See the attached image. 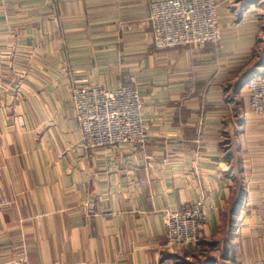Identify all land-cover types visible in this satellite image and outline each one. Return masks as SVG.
Listing matches in <instances>:
<instances>
[{
	"label": "crops",
	"instance_id": "crops-1",
	"mask_svg": "<svg viewBox=\"0 0 264 264\" xmlns=\"http://www.w3.org/2000/svg\"><path fill=\"white\" fill-rule=\"evenodd\" d=\"M159 0H0V264H254L264 258V0H214L218 43L158 49ZM134 79L149 139L86 148L71 89ZM201 202L198 242L163 214ZM94 208L95 214L87 209Z\"/></svg>",
	"mask_w": 264,
	"mask_h": 264
},
{
	"label": "built area",
	"instance_id": "built-area-1",
	"mask_svg": "<svg viewBox=\"0 0 264 264\" xmlns=\"http://www.w3.org/2000/svg\"><path fill=\"white\" fill-rule=\"evenodd\" d=\"M152 44L158 49L218 43L221 37L214 0H159L150 5ZM250 114L264 121V73L253 74L245 82ZM71 101L82 143L86 148L144 145L149 139L143 117V100L131 77L114 89L79 86L71 89ZM89 214H95L92 207ZM201 202L167 209L163 214V247L185 249L198 242L203 224ZM254 264H264V258Z\"/></svg>",
	"mask_w": 264,
	"mask_h": 264
},
{
	"label": "rangeland",
	"instance_id": "rangeland-1",
	"mask_svg": "<svg viewBox=\"0 0 264 264\" xmlns=\"http://www.w3.org/2000/svg\"><path fill=\"white\" fill-rule=\"evenodd\" d=\"M264 122V121H263Z\"/></svg>",
	"mask_w": 264,
	"mask_h": 264
}]
</instances>
